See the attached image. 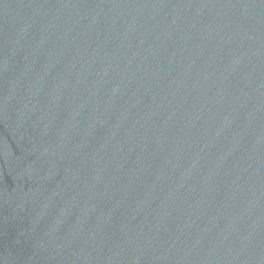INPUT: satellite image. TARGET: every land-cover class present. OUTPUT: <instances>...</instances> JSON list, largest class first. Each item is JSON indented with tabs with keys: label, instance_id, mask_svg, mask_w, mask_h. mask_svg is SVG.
I'll return each mask as SVG.
<instances>
[{
	"label": "water",
	"instance_id": "obj_1",
	"mask_svg": "<svg viewBox=\"0 0 264 264\" xmlns=\"http://www.w3.org/2000/svg\"><path fill=\"white\" fill-rule=\"evenodd\" d=\"M0 264H264V0H0Z\"/></svg>",
	"mask_w": 264,
	"mask_h": 264
}]
</instances>
